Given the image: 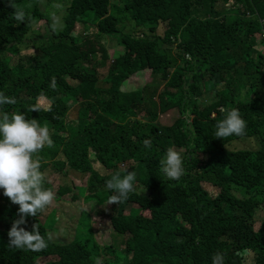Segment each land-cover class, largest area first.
<instances>
[{
  "label": "trees",
  "instance_id": "16d2710c",
  "mask_svg": "<svg viewBox=\"0 0 264 264\" xmlns=\"http://www.w3.org/2000/svg\"><path fill=\"white\" fill-rule=\"evenodd\" d=\"M41 1L0 0V91L16 99L1 112L23 113L50 130L53 146L39 155L44 186L56 198L21 225L32 231L37 223L47 248L19 250L8 248L7 235L18 205L0 189V264L122 262L115 258L118 243L96 242L88 211L75 222L71 242L52 238L55 206L74 201L72 188L80 185L88 201L111 209L117 238L128 235L124 264H212L218 251L224 264H264V219L255 228L256 213L264 210V54L256 48L264 45V0H120L134 22L127 35L114 16L116 0H47L41 5L48 9ZM11 4L24 9V23ZM106 36H119L124 54L113 59L104 89L94 57L102 50L107 59ZM23 46L30 52L22 54ZM144 71L150 72L141 79L145 86L122 92L124 82ZM222 108L239 109L243 136L215 138ZM244 139L255 148H228ZM169 147L183 157L179 180L160 170ZM125 170L135 172L134 186L141 188L125 200L134 207L119 213L120 202L109 203L115 193L103 188ZM57 175L68 177L55 186ZM101 253L110 260L102 263Z\"/></svg>",
  "mask_w": 264,
  "mask_h": 264
},
{
  "label": "clouds",
  "instance_id": "9594fccd",
  "mask_svg": "<svg viewBox=\"0 0 264 264\" xmlns=\"http://www.w3.org/2000/svg\"><path fill=\"white\" fill-rule=\"evenodd\" d=\"M12 7L16 21L24 23L27 18L24 9L14 5ZM104 49L107 56L108 53L110 54L112 64L115 58L113 52L111 54L109 49L106 47ZM147 73L149 75L150 72L144 71L131 77L128 80L129 85L138 87L136 81L133 84H130V81L136 80L139 76L144 77ZM15 103V97L6 96L0 91V189L12 204L18 205L19 217L12 221L8 231V248L39 252L47 248L48 241L41 235L38 224L32 225V231L26 230L21 225L27 223V217H37L38 214L44 213L56 198V193L44 186L46 175L41 170L42 157L39 155L45 146L52 147L54 142L50 130L47 126H42L37 119H28L20 112H1L4 105ZM31 110L37 111L35 108ZM221 111L226 115L215 125V138L223 140L232 136H243L247 124L239 109L222 108ZM143 144L146 148H150L152 142L150 139H145ZM160 163V170L169 180H179L185 174L183 157L175 147L166 150ZM125 173L121 175L117 172L105 181L106 188L115 193L109 197V203L118 204L126 200L134 191L135 172L125 170ZM212 264H224L221 252L213 254Z\"/></svg>",
  "mask_w": 264,
  "mask_h": 264
},
{
  "label": "rangeland",
  "instance_id": "374dc122",
  "mask_svg": "<svg viewBox=\"0 0 264 264\" xmlns=\"http://www.w3.org/2000/svg\"><path fill=\"white\" fill-rule=\"evenodd\" d=\"M47 0H42L39 3V6L41 9H48V6L42 7V3L46 2ZM120 0H116L115 5L119 6ZM62 4L58 6V8H61ZM115 18L118 20V26L120 29L121 35H127L134 27V22L131 21L129 14L126 11H122V4H120V9L114 12ZM61 19H59L60 23ZM89 21L91 23L94 22L93 16L89 17ZM48 26L47 21H43L37 26V29L41 31V33L45 32V28ZM107 38L111 39L110 46L106 47L111 51V54L113 52V56L119 57L124 54V47L120 45L119 43V36H106ZM172 48V47H171ZM259 51H261L264 54V45H258L256 47ZM22 51V54H27L30 52V49L27 50L25 46L19 48ZM174 55L179 56L180 49H177L176 46L172 48ZM102 50H100L99 53L96 54L94 57L96 61V70L98 71V79H99V87L107 89V85L104 82L105 77L108 74L110 65H111V57L108 53L107 59H103ZM18 60V57H12V66L16 65ZM148 76V73L146 74ZM143 76H139L136 80H131L130 84H133L135 81L138 83V85L144 84L141 79ZM147 84V83H146ZM142 87H131L128 83V81L124 82L122 87V92L129 93L134 92L136 90L141 89ZM211 96L205 95L204 100L206 102L211 101ZM229 149L231 150H242V149H254L255 143L251 139H244V140H238L232 142L229 146ZM123 165V166H122ZM128 168V164L122 162L120 164V168ZM55 173V170L52 167H49L46 169L47 178L51 179L53 174ZM102 173V172H101ZM68 177V176H65ZM64 176L57 175L55 179L52 180V183L57 186L61 181L62 178H65ZM82 186V185H80ZM80 186H75L72 188L74 192V201L71 203L61 202L60 204H57L55 206L57 210V221L54 227V231H52V238L55 242L59 241L61 243L67 244L72 241V238L75 233V222L79 218V216H83V210L88 211L91 215V219H89L90 229L93 230L94 237L96 239V242L102 246V248H105L107 246L114 245V243H118L120 246V249L117 251V254L115 255V258L123 260L120 261L118 264H124L125 258L123 257V246L122 242L123 239L128 237V235H124V237H118L115 235L113 228L110 224V217L107 215L111 209L108 207L107 204L101 205V206H95L96 203L92 201L87 200L88 191L84 192L82 188H77ZM77 188V189H76ZM141 188L139 185L134 186V190ZM103 190H107L106 186L103 188ZM142 189L140 190V192ZM96 202V201H95ZM125 207V212L128 211L129 207H134V205L126 203L125 200H122L119 205V213L122 210V207ZM84 219V216H83ZM264 219V210H258L256 213V224L255 228L258 226V223L261 222ZM90 234V235H93ZM89 235V236H90ZM91 238V236H90ZM80 239V238H79ZM244 258L246 259V262L251 261V255L250 254H243ZM110 256L104 255L101 253V262H107L110 260ZM159 261V258H157Z\"/></svg>",
  "mask_w": 264,
  "mask_h": 264
}]
</instances>
